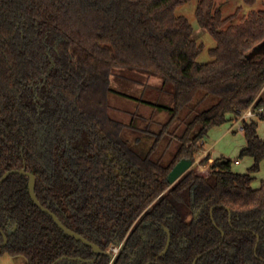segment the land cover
Segmentation results:
<instances>
[{"label": "trees", "instance_id": "trees-1", "mask_svg": "<svg viewBox=\"0 0 264 264\" xmlns=\"http://www.w3.org/2000/svg\"><path fill=\"white\" fill-rule=\"evenodd\" d=\"M188 1L0 0V178L34 173L42 204L102 249L65 233L32 199L29 177L11 173L0 184V254L28 264H264L257 120L242 124L249 172L218 157L207 176L195 164L168 181L182 158L196 161L212 127L264 107V0L227 16L217 0H199L198 22L216 40L206 62L176 13ZM126 72L168 90L172 104L144 101L167 119L116 115L113 78Z\"/></svg>", "mask_w": 264, "mask_h": 264}, {"label": "rangeland", "instance_id": "rangeland-1", "mask_svg": "<svg viewBox=\"0 0 264 264\" xmlns=\"http://www.w3.org/2000/svg\"><path fill=\"white\" fill-rule=\"evenodd\" d=\"M217 2L219 4L222 3V9L225 16L234 13L239 6H241L246 12L250 9V7H248V5H246L243 0H217ZM198 3L199 0H190L188 2H185L177 8L176 13L178 15H185L190 19L194 27L195 38L200 43H203L205 45L198 59L202 62H206L211 59L209 49L216 45V40L212 36V34L207 29L202 27L198 22L196 14ZM261 6V2H258L253 7L259 8ZM245 11H243V13ZM260 46L261 45L257 47L258 49H256L255 52H252L253 57L260 56V52L263 51L260 50ZM124 75H122V77L121 75H119L118 77L113 78L112 87L119 92L113 93L111 96L113 105L117 107L115 109L116 115L119 116V111L121 110V115L127 119L129 117L124 113V111L139 110L146 116H150L154 112V118L158 120H165L169 117L168 112L155 110L151 105H148L144 102L145 100H149L154 103L172 104L171 94L167 92L168 90L161 89L162 85L160 82H158L155 78H151L148 81V79H146V76L138 72H126ZM122 93L128 95H122ZM129 96L134 98H131ZM259 118L260 116L255 117V119L252 120H258ZM233 120L239 122L235 125H232ZM233 120L212 127V129L208 133L205 148L210 149L212 151V155L216 158H231L233 160V169L240 173H246L249 172L254 161L250 156L240 157L241 150L246 143L245 135L243 133V130L241 129L243 121L240 120L239 116L233 117ZM259 133L264 137V120H259ZM201 144H204V139L202 140ZM203 149L197 153L194 165H200L199 157L201 156ZM206 155H208V152ZM206 155H204L205 158ZM236 159H240V164L235 163ZM262 180H264V161L261 163L260 170L257 172L256 183H259ZM0 264L28 263L27 258L23 255L14 256L9 253H4L0 254Z\"/></svg>", "mask_w": 264, "mask_h": 264}, {"label": "water", "instance_id": "water-1", "mask_svg": "<svg viewBox=\"0 0 264 264\" xmlns=\"http://www.w3.org/2000/svg\"><path fill=\"white\" fill-rule=\"evenodd\" d=\"M194 165V161L191 158H182L171 170V172L169 173L168 176V181L170 185L175 184L188 170H190ZM11 173H20L23 175H26L29 177V190H30V194L32 199L34 200V202L45 212L49 213L54 221L59 225V227L65 231V233H67L68 235L79 239L81 241H83L84 243L88 244L89 246H91L95 251H96V255L98 256L101 252L102 249L101 247L90 241L88 238H86L85 236H83L82 234L78 233L77 231H75L74 229L66 226L63 221L60 219V217L53 212L52 210H50L48 207H46L45 205L42 204V202L39 200L37 194H36V190H35V182H36V176L34 173L27 171L25 169H13V170H9L7 172L4 173V175L0 178V184L2 182H4L6 180V178L11 174ZM170 234H169V238H168V243L164 249V252L168 249L169 245H170ZM7 242V236H5V243ZM125 244L123 243L122 246H124ZM96 258L91 259L90 262H93ZM196 264V261L194 262ZM112 264H114V261H112Z\"/></svg>", "mask_w": 264, "mask_h": 264}, {"label": "crops", "instance_id": "crops-1", "mask_svg": "<svg viewBox=\"0 0 264 264\" xmlns=\"http://www.w3.org/2000/svg\"><path fill=\"white\" fill-rule=\"evenodd\" d=\"M259 120H262V119H258L257 121L259 122ZM239 121H235V120H233V123H232V125H235L236 123H238ZM243 126V125H242ZM241 126V129L243 130V127ZM243 133H244V131H243ZM260 134V133H259ZM245 135V134H244ZM208 136V135H207ZM207 136L204 138V146H203V151H202V153H201V156L199 157V160H201L202 158L204 159L205 158V156L204 155H206L207 154V152H208V155H206V157L207 158H209V163L208 164H200L198 167H197V169H198V171H199V173L201 174V175H203V176H207L208 174H209V164L216 158L215 156H213L212 155V151L210 150V149H207V148H205V145H206V142H207ZM262 138H264L263 136H261ZM246 146V143H245V145L243 146V148ZM242 148V149H243ZM204 152V153H203ZM251 157V156H250ZM252 159H253V157H251ZM253 161H254V159H253ZM264 161V160H263ZM262 161V162H263ZM240 159H236V161H235V163L236 164H240ZM203 169V170H202ZM255 176H256V179L254 180V183H253V185L255 186V187H258L259 185H260V183L261 182H259V183H256L257 182V172L255 173Z\"/></svg>", "mask_w": 264, "mask_h": 264}, {"label": "built area", "instance_id": "built-area-1", "mask_svg": "<svg viewBox=\"0 0 264 264\" xmlns=\"http://www.w3.org/2000/svg\"><path fill=\"white\" fill-rule=\"evenodd\" d=\"M262 113H264V107L256 108L254 105H252L248 109L241 111L239 117L241 121H251ZM112 250L117 253L119 250V246L112 247Z\"/></svg>", "mask_w": 264, "mask_h": 264}, {"label": "flooded vegetation", "instance_id": "flooded-vegetation-1", "mask_svg": "<svg viewBox=\"0 0 264 264\" xmlns=\"http://www.w3.org/2000/svg\"><path fill=\"white\" fill-rule=\"evenodd\" d=\"M122 244H123V243H122ZM122 244L118 245V246H119V250H120L122 247H124V246H122ZM119 250H118V252H119ZM118 252H117V253H118ZM117 253L115 252V254H114V256H113V259L115 258V256H116Z\"/></svg>", "mask_w": 264, "mask_h": 264}]
</instances>
